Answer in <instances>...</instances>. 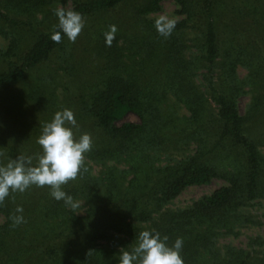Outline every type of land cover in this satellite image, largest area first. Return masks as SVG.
Returning a JSON list of instances; mask_svg holds the SVG:
<instances>
[{"label":"trees","instance_id":"16d2710c","mask_svg":"<svg viewBox=\"0 0 264 264\" xmlns=\"http://www.w3.org/2000/svg\"><path fill=\"white\" fill-rule=\"evenodd\" d=\"M163 1L0 0V96L11 95L0 109L15 101L13 91L34 79L51 55L74 44L62 70L73 76L78 121L97 132L84 169L62 186L83 202V215L55 200L47 186L10 193L0 204V264H119L121 249L130 250L144 225L167 236L169 246L182 239L184 264H264L259 252L227 248L222 253L214 243L232 230L230 222L241 216L238 209L264 200V0H176L185 18L167 38L147 19ZM57 8L85 18L74 43L65 35L59 43L51 39L59 30ZM198 11L208 17L206 25ZM215 18H232L225 34ZM113 25L117 32L108 46L105 34ZM189 28L198 33L190 42ZM86 62L92 67L82 78L79 66ZM241 68L250 71L247 78L239 76ZM250 81L263 92L242 115L237 100ZM15 92L22 107L28 101L25 91ZM169 100L187 114L179 118L176 109L167 110ZM47 105L55 106L54 99ZM129 114L139 122L121 124ZM16 133L6 137L0 129V165L18 157L36 163L42 153L31 146L36 134L25 139ZM189 147L192 155L160 165L162 156ZM113 159L125 161L128 170L109 167ZM87 160L105 166L100 177ZM216 178L227 186L193 209L163 208L185 189ZM19 215L24 222L14 224Z\"/></svg>","mask_w":264,"mask_h":264},{"label":"rangeland","instance_id":"374dc122","mask_svg":"<svg viewBox=\"0 0 264 264\" xmlns=\"http://www.w3.org/2000/svg\"><path fill=\"white\" fill-rule=\"evenodd\" d=\"M71 5V2H67L65 7L70 8ZM160 6V11L155 13L152 12L151 14H149V16L147 17L148 20L155 22L161 16H165L169 19H174L177 24L185 18L184 14L181 12V7L176 0H165L160 4ZM117 13L118 11L116 12V14ZM197 13L198 20L201 22L200 24L206 25L208 17L205 16L202 11H198ZM215 19V21H219L221 23H219L220 33L222 35L225 34V26L232 20V18L223 20V22L218 18ZM197 34V31L191 28H189V30L185 32V36L188 39V42L192 41L194 38L196 39ZM76 47L77 46L74 44H67V46L64 47L61 51H57L55 55H51L49 59L44 64H41L40 67L36 70V72L34 73V79H32L30 76L28 82H26L27 84L24 83L22 85H19V87L15 89V91H18V89L25 91L26 100L28 101L25 102L22 107H18L19 98H21V96L13 91V99L17 97L15 101L10 102L9 105H5L2 107V109H0V112H5L3 116H0V129L1 132L6 133V137L13 131H17L16 134L20 138L25 137V139L27 136L30 137L36 134L33 139L34 142L31 146H35L39 151L42 152V148L37 143V140L41 134L43 126L51 122L57 112L64 109H70L73 111L74 115L76 114L78 105L75 102H72L73 96L71 95L70 91L72 84H74L73 76H71L69 73L65 74L62 70V67L67 65L66 63L70 61V56L74 52ZM194 51V48L187 51V56L189 57ZM81 60L82 59H80V61ZM90 67L92 66L88 62L80 65V71L78 72L80 77L83 78L86 76V74L88 75L91 71ZM249 72V70L241 68L239 70V76L242 79L245 77L247 78ZM55 74H57V77L54 76ZM43 78H47L48 80L44 81ZM59 79L61 80V82L58 83ZM85 79H81V83ZM201 83L202 81L198 80L197 84L200 85ZM42 86L43 88H38ZM67 88L69 89L67 90ZM32 90L36 91L33 96ZM258 92L262 93L263 89L257 90L256 86L251 81L248 82L246 88L244 89V94L239 96L237 100V104L242 115H244L250 105L253 104V99L257 97ZM3 97L4 94L0 96V103L3 101H11V95L6 94V98ZM49 99H54L55 106L50 107L47 105V101ZM44 105L49 108L47 110L42 109ZM166 108L167 110L176 109V112L179 114V118L187 114L186 110L178 107L177 104L172 100H169ZM28 112L29 114L27 115ZM75 119L77 121V127L73 129V131L75 132L77 138H79V136L84 133H87L93 137L97 136L96 129H94V126L92 124L87 122L83 123L81 121L79 122L76 115ZM137 122H139V119L136 117V115L129 114L124 118L121 124ZM5 125L6 127L3 128V126ZM15 125H18L19 127H14ZM248 135L250 134L248 133ZM260 151L264 156V148H262ZM39 154L41 155L42 153ZM192 154L193 148L189 147L184 149L183 152L180 151L175 154L162 156L159 159L160 165H169L172 163V161L184 159ZM108 163L109 167H115L119 171L128 170L129 168V164H126V162L123 160L113 159L108 161ZM35 164L36 163L33 162V165ZM87 164L91 173L95 177H100L99 172L101 170V167L103 168V170L106 169L105 166H99L93 162H89V160H87ZM225 186H227V184L222 179L216 178L207 185L189 187L185 189L177 198L165 203L163 208L173 212L189 211L193 209L196 203L201 201L203 198L211 196L215 191ZM77 202L79 204V207L75 209L76 214L83 215V202ZM237 212V215H241L239 220L233 219L229 225V227L232 229L230 230L231 232L226 231V236H219L215 239L214 243H216V247L222 253L226 252L225 250L227 248H235L248 253H254L256 251L264 255V200H256L249 206L241 207L237 210ZM3 222L4 220L0 216V226L3 224ZM144 227H146L145 230H148L150 228L149 225H144ZM99 245H101V243Z\"/></svg>","mask_w":264,"mask_h":264},{"label":"clouds","instance_id":"9594fccd","mask_svg":"<svg viewBox=\"0 0 264 264\" xmlns=\"http://www.w3.org/2000/svg\"><path fill=\"white\" fill-rule=\"evenodd\" d=\"M58 31L51 39L59 43L62 35L69 41L75 42L85 27V18L76 11H66L57 8ZM176 25L174 19L161 16L155 21L157 32L167 38L172 34ZM117 32L116 26H111L105 34L106 44L111 46ZM77 121L72 110L64 109L57 112L51 122L45 124L37 143L42 148V154L36 158L33 165L32 157H18L10 160L6 165H0V204H3L10 193H23L32 186L50 188L51 196L57 201L75 210L78 202L67 195L62 186L75 180L84 169L85 154L92 148V138L84 133L76 137L73 129ZM22 213V208H17ZM14 224L24 222L22 215L13 217ZM183 240L177 238L169 246L168 237H162L159 232L142 231L135 238L130 250L123 248L119 255V264H184L181 256Z\"/></svg>","mask_w":264,"mask_h":264}]
</instances>
